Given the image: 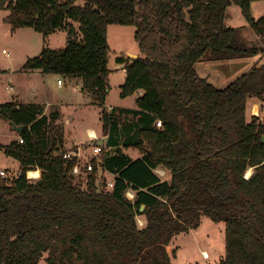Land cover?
<instances>
[{"label": "trees", "instance_id": "16d2710c", "mask_svg": "<svg viewBox=\"0 0 264 264\" xmlns=\"http://www.w3.org/2000/svg\"><path fill=\"white\" fill-rule=\"evenodd\" d=\"M254 1L0 0L14 30L32 27L45 42L67 31L65 47L44 44L22 68L82 78L102 106L103 129L115 147L102 158L113 185L103 178L99 189L96 159L93 170L74 174L82 161L64 158L59 111L0 104L3 121L24 126V143L0 144L22 172L0 174V264H39L44 253L48 264H173L167 246L196 230L204 216L225 223L220 264H264V121L247 114L251 98L264 102V63L224 88L196 68L203 60L264 52L227 24L236 4L264 42V15L254 17ZM110 25L136 27L139 55L116 59L126 70L121 97L143 91L135 108L104 106ZM123 146L139 147L142 156L132 158ZM36 167L42 177L31 182L26 172ZM160 167L170 180L156 173Z\"/></svg>", "mask_w": 264, "mask_h": 264}, {"label": "rangeland", "instance_id": "374dc122", "mask_svg": "<svg viewBox=\"0 0 264 264\" xmlns=\"http://www.w3.org/2000/svg\"><path fill=\"white\" fill-rule=\"evenodd\" d=\"M252 5L255 18L264 15V0L254 1ZM8 14V10H0V104L12 100L16 93H21L22 98L28 100L27 98H31V92L34 90L47 101L60 103L66 117L73 120L75 118L74 122L67 127H70L72 134H75L76 140L83 141L91 128L100 132L102 124L100 107L91 103L88 104L91 101V97L86 94L85 90L83 91L82 82H78L79 78H65L55 73L49 74L48 78H46L27 74L22 68L28 56L39 54L44 44L51 48L65 47L67 31H56L48 35L45 42L44 36L32 27L12 29V26L5 21V17ZM229 14L227 24L231 27H240L248 45L264 46L263 40L253 31L238 5L233 4L229 8ZM75 24L76 26L78 25L77 23ZM135 31L136 27L132 25H110L108 28L110 45L108 71L109 85L111 87V91L108 92L106 98L108 104L135 106V93L127 98L121 97L120 86L124 82V72L116 68L118 56L126 55L129 52L139 54L140 50L135 39ZM3 49H7L9 54L4 53ZM127 57L135 58L132 55ZM262 63H264V52L244 58L203 60L197 63L196 68L202 76H207L218 88H224L231 81L248 72L255 64ZM59 78L64 80L62 86L58 84ZM256 101L262 107H260L262 117L259 116V118L264 121V102L260 100H249L247 104L248 117L256 115L252 114ZM74 105H82L81 107H84L75 113ZM78 114L83 115L86 125L83 124L84 122L78 124ZM74 126H76V130H74ZM103 133L99 140L83 145V148L90 149L95 144H101L103 146L102 153L98 156L90 155L88 158L84 156L81 158L82 163L96 159L98 167L97 185L99 189L102 188L103 178H106L108 182L113 179V175L103 170L98 162L102 155L112 152L106 144V139L103 138L105 135ZM17 136V132L7 122L3 121V125L0 128V144L11 142ZM139 150L141 149L133 147L131 153L134 152L133 155L141 154ZM0 167L5 169L11 176L14 170H18L19 162L5 155L3 150L0 149ZM252 171L250 169L247 174ZM156 173L162 179L170 180L171 178V173L168 169L160 167L156 169ZM85 176L86 174L82 177L83 182H86V180L84 181ZM138 223L140 226L144 225V216L138 217ZM167 250L172 255L173 264H220L225 252V223L223 221L217 222L209 216H204L196 230L176 236L167 246ZM47 256L48 253H44L39 264H48Z\"/></svg>", "mask_w": 264, "mask_h": 264}, {"label": "crops", "instance_id": "0c3cea01", "mask_svg": "<svg viewBox=\"0 0 264 264\" xmlns=\"http://www.w3.org/2000/svg\"><path fill=\"white\" fill-rule=\"evenodd\" d=\"M259 1V0H258ZM253 4V3H252ZM252 10H253V5H252ZM140 53V52H139ZM132 54H134V53H132V52H129L128 54H126L125 56H130V55H132ZM38 55V54H37ZM134 55H139L138 53H135ZM36 56V55H35ZM30 56H28V58H29ZM31 57H33V56H31ZM27 58V59H28ZM116 68H119L120 70H123V72H124V80L123 81H125V77H126V70H125V68H124V64H121V63H117L116 64ZM251 69V68H250ZM24 72L25 73H27V74H30V75H38V76H42V77H46V78H48V76H49V74L48 73H44V72H42L41 70H39V69H34V70H24ZM205 77H207V76H205ZM66 78V77H65ZM70 78H75V79H78L79 81V83H81L82 82V84H83V79L82 78H80V77H70ZM60 79V78H59ZM58 79V80H59ZM58 84L60 85V86H62L63 84H64V80L62 81V83H59L58 82ZM78 85H80V84H78ZM83 91H84V89H83ZM111 91V87L108 89V92H110ZM86 92V91H85ZM143 93V91L142 90H138V91H136L135 92V94H134V96H135V101L137 100V98L141 95ZM86 94H88V93H86ZM88 96H90L89 94H88ZM133 96V95H132ZM91 97V96H90ZM127 97H129V96H127ZM127 97H125V98H127ZM24 99H26V98H22V96H21V93H16L15 95H14V97H13V99L12 100H10V101H15V102H18V103H26V104H28V103H34V104H40V105H43L44 106V108H45V113L46 114H49L50 112H52V111H59V113H60V117H59V119L57 120V122L58 123H60V124H62V126H63V128H64V147H63V149L62 150H64L65 151V153H74V154H76V156H78V158H79V160H81V158L84 156L85 158H88V157H90V155L91 156H94V153H93V147L92 148H90V149H87V148H83V145L85 144V143H90L91 141H94L93 139H92V137L94 136V135H96L97 137H98V139L102 136V132H104L105 133V131H104V129H103V120H102V106H100V105H98V104H96L95 102H94V100L92 99V97H91V101H89L88 102V104H94V105H97V106H99L100 107V120H102L101 122H102V124H101V131L100 132H97L95 129H89V134L88 135H86L85 136V139H83V141H78V140H76L75 139V137H74V133L72 134V130L70 129V127H67V126H69V125H71L73 122H74V120H75V118H74V120L73 119H69L68 117H66L65 116V112L63 111V109H62V106L60 105V103H52V102H49V101H47L43 96H39V94L36 92V91H32L31 92V98H27L28 100H24ZM251 99H253V100H258V99H255V98H251ZM87 105V104H86ZM82 105H74L73 107H74V109H75V113H77L80 109H82L83 107H81ZM104 106L105 107H107V108H109V109H111L112 107H122V108H135L136 107V102H135V106H127V105H112V104H108L107 103V101L105 102V104H104ZM261 106H260V103H258L257 101H256V103H255V106H254V109H253V111H252V114H256L257 116H260V117H262V113H261V108H260ZM122 118H124V119H126L127 118V116L124 114L123 116H122ZM0 120L2 121V123H1V126H0V128L2 127V125H3V120L0 118ZM77 121H78V124H80V123H82V122H84L83 124L84 125H86V122H85V120H84V117H83V115H80V114H78V119H77ZM4 122H6V121H4ZM8 123V122H7ZM9 124V123H8ZM9 126L10 127H12L10 124H9ZM12 129H13V127H12ZM74 130H76V126H74ZM15 132H17V131H15ZM103 133V134H104ZM17 134H18V136L15 138V139H13V140H17L18 139V137L21 135V133H19V132H17ZM106 135V136H105ZM104 135V139H106V144L108 145V147L112 150V152L114 151V149H115V147L114 146H112V145H109V143H108V135L107 134H105ZM9 143V142H8ZM132 148H133V146H130V147H125V146H123L122 147V149H123V151L125 152V153H127L128 155H130L132 158H134V159H136V158H139V157H141L142 156V152H141V150H139L140 152H141V154L140 153H137V154H135V155H133V153L134 152H132L131 153V150H132ZM135 148V147H134ZM136 148H139V147H136ZM109 152V151H108ZM109 153H111V152H109ZM105 155V154H104ZM102 158H103V155H102V157L100 158V161H98L99 162V166H101L102 167ZM102 169H103V167H102ZM104 170V169H103ZM106 172H108V171H106ZM108 173H110V172H108ZM110 174H112V173H110ZM113 175V177H114V174H112Z\"/></svg>", "mask_w": 264, "mask_h": 264}, {"label": "built area", "instance_id": "2783aa9c", "mask_svg": "<svg viewBox=\"0 0 264 264\" xmlns=\"http://www.w3.org/2000/svg\"><path fill=\"white\" fill-rule=\"evenodd\" d=\"M3 52L4 53H7V54H9V51L7 50V49H3ZM62 79H59L58 80V82L59 83H62ZM1 123H2V121L0 120V126H1ZM157 126L158 127H161L162 126V121L161 120H158L157 121ZM92 139L93 140H99L98 139V137L96 136V135H94L93 137H92ZM17 141L19 142V143H24V138L20 135L19 137H18V139H17ZM102 151H103V146L101 145V144H95L94 146H93V153H94V156H98L99 154H101L102 153ZM74 157H78V156H76V154H74V153H65L64 154V158H66V159H71V158H74ZM93 163H92V161H88V162H86V163H83V164H80V163H77L74 167H73V173L74 174H80V173H82V171H83V169L85 170V171H91V170H93ZM0 174H1V176L2 177H4V178H7V177H9V173H7V171L5 170V169H0ZM21 174H22V172L19 170V168H18V170H14V173L11 175V177H19V176H21ZM251 174V173H250ZM250 174H247V177H249L250 176ZM26 177H27V179L29 180V181H31V182H37L38 180H40L41 179V177H42V170H41V168H39V167H36V168H32V169H30V170H28L27 172H26ZM108 185H110V186H112L113 185V183H112V181H109L108 182ZM127 196H128V198H130V199H134V197H135V193L132 191V189H129L128 191H127ZM207 256V255H206Z\"/></svg>", "mask_w": 264, "mask_h": 264}, {"label": "water", "instance_id": "95a60500", "mask_svg": "<svg viewBox=\"0 0 264 264\" xmlns=\"http://www.w3.org/2000/svg\"><path fill=\"white\" fill-rule=\"evenodd\" d=\"M132 56L137 57V55H134V54H132ZM8 123L13 127V129L15 131H17L19 133L23 132V130H24V126L23 125H18L14 121H9ZM263 142H264V137H263ZM141 208L143 209L144 206H142Z\"/></svg>", "mask_w": 264, "mask_h": 264}]
</instances>
